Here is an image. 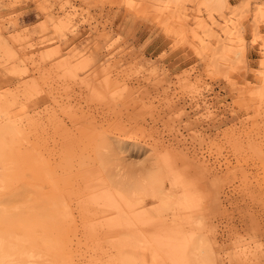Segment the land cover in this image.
I'll return each mask as SVG.
<instances>
[{
    "label": "rangeland",
    "instance_id": "1",
    "mask_svg": "<svg viewBox=\"0 0 264 264\" xmlns=\"http://www.w3.org/2000/svg\"><path fill=\"white\" fill-rule=\"evenodd\" d=\"M205 1L0 0V264H264V0Z\"/></svg>",
    "mask_w": 264,
    "mask_h": 264
},
{
    "label": "bare ground",
    "instance_id": "2",
    "mask_svg": "<svg viewBox=\"0 0 264 264\" xmlns=\"http://www.w3.org/2000/svg\"><path fill=\"white\" fill-rule=\"evenodd\" d=\"M166 1H168V2L173 1L176 3V2L182 1V0H166ZM205 2L209 6L208 9L212 8V10L210 9L211 11L214 10V11H216V13H218L224 9V5H225L224 2H226V1L225 0H207ZM172 165L166 164L165 166L171 167ZM169 169H170V171L167 175H169L171 186L175 189L180 188V189L185 190V191L183 190V193L180 194V197H178V200H177V207H178L179 215L181 213H183V214L188 213L189 210H192V209L194 210L197 205L195 207L192 205V200H191L192 195H191V191L188 190L187 183H185V181L182 180L181 178H177L176 171H175L174 167H171ZM108 204L112 207V209L114 211H116L115 213L117 216V222L115 223L113 233L122 232L121 234H124L123 232L128 231L129 234H132L133 232H130L129 230L138 231V229H140V228H141L140 230L143 232L142 227H140V228L138 227L140 225V223L136 224V222L138 220L142 222V221L146 220L147 218H143V217H141V215H135V219H134V216L129 215V213L125 210L123 205L117 200L115 195L113 193H111V191L109 192ZM189 217H190V214H189ZM144 227H145V225L143 226V229H144ZM147 227L148 228H146V227L145 228L149 232L150 236H151V234H153V236H154L153 239H151V240H153V243H155L159 249H164V255L165 254L167 255L165 257L167 259H170V261H171L170 263L185 264V263H182V260L185 261L184 257H183L185 255V252H181V251H183L182 249H184V248L179 250L177 243L173 240L172 235L169 234V231H167V229H165L163 226H157V227L147 226ZM141 231H140V233L142 234ZM190 236H191V232L187 231L185 239L186 240H187V238L189 239ZM0 244H1V242H0ZM1 245H3V243ZM167 262H169V261L167 260ZM186 264H187V262H186Z\"/></svg>",
    "mask_w": 264,
    "mask_h": 264
}]
</instances>
